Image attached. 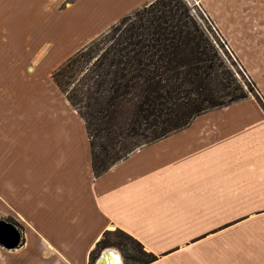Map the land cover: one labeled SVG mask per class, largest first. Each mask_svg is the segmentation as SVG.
Here are the masks:
<instances>
[{
  "label": "crops",
  "instance_id": "crops-1",
  "mask_svg": "<svg viewBox=\"0 0 264 264\" xmlns=\"http://www.w3.org/2000/svg\"><path fill=\"white\" fill-rule=\"evenodd\" d=\"M152 1L3 0L0 27L12 38H0V220L19 224L21 243L0 245V264H90L116 229L156 255L151 264H264L255 98L202 114L96 176L86 123L53 80L71 53ZM200 2L264 99V0ZM23 35L37 42L27 48Z\"/></svg>",
  "mask_w": 264,
  "mask_h": 264
},
{
  "label": "trees",
  "instance_id": "trees-1",
  "mask_svg": "<svg viewBox=\"0 0 264 264\" xmlns=\"http://www.w3.org/2000/svg\"><path fill=\"white\" fill-rule=\"evenodd\" d=\"M222 47L208 19L186 0H153L53 73L86 123L96 176L139 148L187 128L196 117L251 94L264 109L253 82L245 80ZM112 246L123 247L132 264L158 260L120 229L107 231L96 250L101 254ZM95 251L90 264L100 255L93 257Z\"/></svg>",
  "mask_w": 264,
  "mask_h": 264
},
{
  "label": "rangeland",
  "instance_id": "rangeland-1",
  "mask_svg": "<svg viewBox=\"0 0 264 264\" xmlns=\"http://www.w3.org/2000/svg\"><path fill=\"white\" fill-rule=\"evenodd\" d=\"M187 3L194 8V12H200L203 17L207 20L208 19V22H209V25H211L214 33H215V36L217 37L218 41H219V44H221V46H223L222 48L224 49V51L226 50L227 51V54H228V57L230 58V61L233 62L235 64V67L241 71L242 75L244 76L245 80L248 82V83H251V81L253 82L252 86L254 88V93L255 95L260 98L263 102H264V99L261 95V93L259 92V89L257 87V85L254 83V81L251 79L250 75L247 73V70L245 69V67L242 65V63L239 61L238 57L235 55V53L232 51L231 47L229 46L227 40L224 38V36L220 33L217 25L214 23V21L207 15L205 9L203 8L200 0H186ZM3 17V0H0V18ZM117 24V23H116ZM0 31H1V35H0V38L3 42V36L5 38V41H10L11 42V36H9L8 33H4V29H3V26L0 27ZM112 29V27L110 29H108L107 32H105L104 34L108 33L110 30ZM102 34V35H104ZM101 35V36H102ZM100 37V36H99ZM20 39H22V41H20V43H23L27 48H31L33 46V43H36L37 42V39L38 37H35L36 39H34V42L30 41V37H28L27 35H23L22 37H19ZM98 38V37H97ZM96 38V39H97ZM95 40V39H94ZM93 40V41H94ZM92 42V41H91ZM90 42V43H91ZM225 42V44L223 43ZM19 43V42H18ZM89 43V44H90ZM88 44V45H89ZM226 45V46H225ZM78 52V51H77ZM77 52H74V53H71V56L69 58H71L73 55H75ZM3 56V55H2ZM29 56L28 53L25 54V57ZM69 58H67L64 62H66ZM63 62V63H64ZM62 63V64H63ZM251 98H255L254 95L251 94ZM114 231V230H113ZM110 237L111 241L114 242L115 240L113 239V235H108V238ZM109 248H114V249H117L122 257H123V260H124V264H132V262L126 260V255H127V251H125V249L123 247H117V246H112V247H109ZM107 249V248H106ZM130 249V247H129ZM130 253H133L132 250H130ZM98 254H100V248H98L96 251H95V254L93 257H96Z\"/></svg>",
  "mask_w": 264,
  "mask_h": 264
},
{
  "label": "water",
  "instance_id": "water-1",
  "mask_svg": "<svg viewBox=\"0 0 264 264\" xmlns=\"http://www.w3.org/2000/svg\"><path fill=\"white\" fill-rule=\"evenodd\" d=\"M20 243H21V232L18 229V227L11 222L0 220V245L6 247L7 249H15L20 245ZM112 250L118 251L117 249L114 248L104 249L99 255L95 264H101L103 260L107 262L108 259L111 260L112 258L110 257V255ZM119 254L121 256V262L122 264H124L123 257L120 252Z\"/></svg>",
  "mask_w": 264,
  "mask_h": 264
},
{
  "label": "bare ground",
  "instance_id": "bare-ground-1",
  "mask_svg": "<svg viewBox=\"0 0 264 264\" xmlns=\"http://www.w3.org/2000/svg\"><path fill=\"white\" fill-rule=\"evenodd\" d=\"M113 256H115V258ZM110 257L112 258L111 260L108 259V262L103 260L101 264H122L121 256L118 251L112 250Z\"/></svg>",
  "mask_w": 264,
  "mask_h": 264
}]
</instances>
